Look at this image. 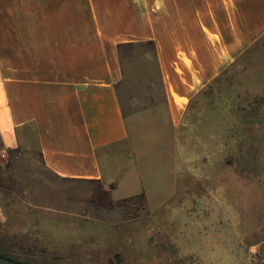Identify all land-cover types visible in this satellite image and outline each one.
<instances>
[{
	"label": "rangeland",
	"instance_id": "rangeland-1",
	"mask_svg": "<svg viewBox=\"0 0 264 264\" xmlns=\"http://www.w3.org/2000/svg\"><path fill=\"white\" fill-rule=\"evenodd\" d=\"M120 54L133 174L117 188L119 174L61 178L28 128L0 155V253L37 264H264V36L180 125L169 120L153 47Z\"/></svg>",
	"mask_w": 264,
	"mask_h": 264
},
{
	"label": "crops",
	"instance_id": "crops-1",
	"mask_svg": "<svg viewBox=\"0 0 264 264\" xmlns=\"http://www.w3.org/2000/svg\"><path fill=\"white\" fill-rule=\"evenodd\" d=\"M263 36L264 0H0V155L31 127L46 168L75 181L119 174L117 188L135 168L120 48L153 47L180 125Z\"/></svg>",
	"mask_w": 264,
	"mask_h": 264
},
{
	"label": "water",
	"instance_id": "water-1",
	"mask_svg": "<svg viewBox=\"0 0 264 264\" xmlns=\"http://www.w3.org/2000/svg\"><path fill=\"white\" fill-rule=\"evenodd\" d=\"M0 264H30V263L19 262L10 257L0 255Z\"/></svg>",
	"mask_w": 264,
	"mask_h": 264
},
{
	"label": "trees",
	"instance_id": "trees-1",
	"mask_svg": "<svg viewBox=\"0 0 264 264\" xmlns=\"http://www.w3.org/2000/svg\"><path fill=\"white\" fill-rule=\"evenodd\" d=\"M0 255H3V256H6V257H10V258L16 260L15 258H13L11 256H8L7 254H4V253H0ZM16 261H19V260H16ZM19 262H23V261H19ZM24 263H28V262H24ZM30 264H37V263H30Z\"/></svg>",
	"mask_w": 264,
	"mask_h": 264
}]
</instances>
